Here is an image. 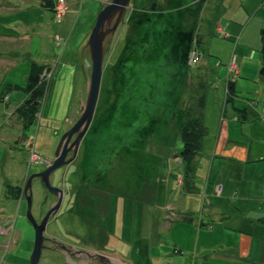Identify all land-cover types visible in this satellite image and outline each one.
Segmentation results:
<instances>
[{"label": "rangeland", "instance_id": "rangeland-1", "mask_svg": "<svg viewBox=\"0 0 264 264\" xmlns=\"http://www.w3.org/2000/svg\"><path fill=\"white\" fill-rule=\"evenodd\" d=\"M0 1V29L4 30L6 25L9 26V29H14L13 26H15V23H5L4 18L6 16H11L14 12H18L20 3H24L26 0ZM47 1L50 2L49 0ZM172 1L171 6L164 4L162 8L168 7L169 10H175L178 6H182L179 15H191L196 13V15L198 14V16L200 15L204 18V24H211L210 18H213V21L215 19L220 21L222 17V11L220 10L222 8L220 7L221 0ZM240 1L241 0H227L225 6L226 10L223 14L224 23L229 22L235 17V11ZM260 1L261 0H250V2L255 5L250 6V8L256 7ZM130 2L131 4L129 7L131 10L139 6V8L143 9V12L142 10H137L142 12V14H145V9L149 10L148 14H154L150 13V8L153 4L150 0H130ZM75 3L80 2L79 0H55L54 8L57 9L60 4L71 6ZM98 6L97 2H95L94 5L90 2L86 4L85 9L82 11V16L80 18L78 17L80 21L77 25V30L80 31L81 26L86 27L85 29L94 26L99 11ZM159 7L161 8V6ZM79 13L80 8L77 6L71 8L68 13L69 17H66V22L71 21L73 26V18L75 19ZM214 13H218L219 16H215ZM162 14L165 18L161 17L158 25L164 29V32H174L176 35L178 32L183 33V27H179V25L176 24L173 15H170L169 11H162ZM136 15L141 14L137 13ZM242 17L243 15L238 16V19L240 18L242 20ZM145 23L148 22L145 21ZM237 25L239 26L241 23L238 21L236 26ZM214 27L223 29V26L215 21ZM126 30L127 28L125 31ZM210 31H212V29H210ZM213 34L216 38H219L222 32L217 33L216 29H213L212 35L209 36L213 37ZM129 35L130 32L128 33V36ZM237 36L242 37V34H237ZM136 37L137 36H132V38ZM200 37L203 38L201 35ZM255 37L254 45H247L245 47V52L248 56L255 54L262 62L264 58V33L259 31ZM119 39L121 38H118L115 43H118ZM139 39H143V36H139ZM0 40H3L4 43L9 42L8 37L0 38ZM183 40L186 41V39ZM106 42L103 43V45H108L110 40L108 39ZM207 42L210 45L216 46L212 54L203 60L195 62L193 60L191 62L192 64L183 70L182 73H179L182 67L178 65L175 59L176 55L174 50H172V47L175 46L174 41L167 42L163 34H159L158 41L155 42L151 40L153 48L146 58H136L138 52H134L133 55L127 53L128 56L124 57L126 60V77H124L122 81L116 80L117 82L114 86L112 85L114 83L112 78L108 79L109 74L106 72L104 79L101 81L103 91L110 90V88L114 90V93L110 92L111 105L104 107L100 104L97 105V101L94 105V113L98 117L105 119L107 125L101 123L100 126L104 127L103 129L87 127L85 132L83 131L84 126L82 125L80 128L77 127L70 139L68 135L65 138H63V136L66 134L65 132L70 134L76 127L84 110H87L85 108L88 100L80 105L79 111L74 107L75 105L73 106L71 104L73 116L76 117H70L68 124L65 126L61 124H47L46 131L42 130L39 135H37L35 132L38 127L36 119L38 118L37 113L33 115L32 119L25 115L23 116V114L16 116L13 112L16 110L5 108L2 104L5 99L4 97L18 94L17 67L5 68L6 73L0 80V138L4 137V141L10 144L12 149H15L14 151L10 149V151L6 153L8 160H13L12 157L14 156L15 158L17 156V146L19 148L25 139H27L26 136L21 139L22 134H19L14 124L19 122L22 127L23 125H30L29 123L35 124L29 130V136H32L29 141L31 145L30 156L33 162H31V160L29 161L28 158L26 165L30 168V174L26 178L24 184H27L31 176L43 173L49 164H53L63 155L62 164L51 172L52 176L50 178V183L53 186H62L68 190H72V195L64 196L59 199V197L56 198L49 190H45L43 185L39 183V180H34L33 178L31 180L33 182L32 190H20L18 192L17 196L23 197L22 199L33 197L29 206L32 208L33 216L37 218L36 225L40 226L42 223L40 220H45L48 215L44 224V230H47V233L42 230L40 239L43 241L42 245L45 247L50 246L52 251L50 253L43 251L42 258L39 259L40 261H36V264H104V260L107 264H120L119 260L118 262L113 259L110 260V254L116 257L119 256L121 264H125V262L127 264H154L153 259L155 256H158L159 253L163 251L173 253V250L176 249L173 245L179 249H185L184 246L189 249H195L196 242L193 243L189 240L190 234L181 237L178 233L174 232L172 235H169L166 229L171 230L178 221L190 223L188 219H193L191 222L192 224H190L196 226L198 229H205L204 226L209 224L208 220H212V223L218 221L217 218L206 217L207 213H205V211H201L196 215H190V213L180 215L177 213V210L181 208L184 209L185 206L189 207L190 202L188 201L186 204L183 203L184 199H179L180 196L178 193L175 194L174 191L169 190H187L184 183L182 181L178 182L177 180L178 165L180 164L182 166V171L184 172L185 166L182 161L178 163L174 159H168V157H180V151L184 145L194 149V151L199 149L193 159L196 163L200 159L203 148L206 145L208 146V144L213 146L212 143H209L211 142L212 136H216L215 142H213V153L214 151L219 153L227 141L228 134H230L225 131L227 128L226 116H234V121H239L240 119L244 120L243 115L241 118L240 116H235L237 112H245L244 109H240L244 106V103L247 105L249 104L250 107H258L259 110L264 113V98L260 96L256 90L251 89L248 85L240 81L242 77H239V73L243 71V68L240 67V62L237 61L238 54L236 51L241 46L240 42H244V40L240 41V38H236L230 42V46L225 43L228 42L225 40L215 43H211L209 40ZM233 43L236 44L233 45ZM75 47L74 45L73 48ZM2 48L5 50L0 54L4 55V62L9 63L8 60L12 61L14 56L17 55V50L12 53L8 50L9 46L6 44L2 45ZM7 50L8 52H6ZM226 52H229L228 58L235 60H229L230 66L223 61L226 60ZM24 53L25 52H22L20 56V61L23 60V62L26 60V56H23ZM185 56L190 57L186 54ZM1 58L2 57H0V59ZM116 58L117 57H113L111 61H115ZM218 61H220L222 63L220 65L223 66L213 68L212 65ZM13 63H17V61ZM0 68L2 69V67ZM27 68L28 70L26 73L28 75L26 78H28L30 72H32V68L29 65ZM82 69L86 71L84 66H82ZM260 69L258 72L259 74L262 73ZM87 70L88 81H91V77H89L91 76V68L89 67ZM228 73H234L236 76V79L230 77V81L233 82L232 85L228 84L227 80L229 76H226ZM40 74H42V71ZM110 76H113V74ZM118 76H120V74H118ZM198 76H200L202 80H199ZM40 77L44 79L43 75ZM221 80H224V83ZM26 83L27 81L24 84ZM203 85L211 91L207 92L203 88ZM245 90L250 91L248 96H243L244 94L242 91ZM44 93L47 95L46 90H44ZM212 94L218 95L212 98ZM45 98L46 97L43 95V104ZM196 101H198V103H195ZM214 108H220L217 123L211 119V110ZM41 109L42 107L39 105L37 110L40 111ZM133 115H143L148 118L141 121L139 117H132ZM263 120L264 117H259L254 120L255 126L252 130L250 129L253 135L257 136L262 133V130L258 128H264ZM193 121H197L198 124L195 125ZM148 123L152 126L148 127ZM213 127L218 128L217 130H211ZM78 135H82V137L79 138ZM77 137L79 141L76 148L75 141ZM231 138L236 143L239 142L234 135ZM19 139H21V141L16 145L15 141ZM248 139L252 140L251 137H248ZM46 143H49V145L44 151V145ZM188 143H190V145H188ZM242 148L248 151L250 150L249 146H242ZM75 149L79 150L77 156H75L74 152L73 154L71 153V150L73 151ZM253 149L264 155V147L259 148L254 146ZM6 150L9 149L6 148ZM34 151H44V154H40L43 155V157L38 156ZM62 151H67V153H62ZM2 155L3 153L1 151L0 161ZM255 162L254 173L257 177L252 180L251 185L253 189L259 190L260 187L264 188V161L257 158ZM233 164L240 163H238L235 158ZM204 165L208 166L209 164L204 163ZM16 169L17 167L14 166L9 168V164H7L4 166L3 170H0V208H2L1 190H3V183L8 187V189L5 190L4 198L9 197V188L20 189L24 185L18 186L16 184ZM196 175L198 176L197 182H195ZM201 176L203 177V171H199L198 173L197 170H194V174L189 183V185H192L193 182H195L192 186V190L207 189V185L203 182ZM78 183L85 186L82 192L83 194H77V190H79L77 188ZM221 189L222 187L219 184L215 186L217 195L214 194V197H221ZM103 190H107L104 195L102 194ZM144 190L151 191V194L147 196ZM87 191L92 195H85L84 193ZM11 196L17 200V196ZM193 199L202 203L206 202V204L212 202L209 198H205L203 194H199L193 197ZM55 202H59V209L51 211L52 208L57 205ZM71 206H78V209L82 208L83 212L84 208L87 207V211L94 214L93 217L97 227L94 228V226L91 225V220L87 215L81 216V219H77L74 215V209L70 212H66L65 210ZM101 207L104 210H102ZM207 209L211 211L215 210L213 206ZM259 210L262 211L259 212ZM263 213L264 198H262L261 203L257 206L256 214L258 215L256 226L264 230V226L258 223L259 214L262 215ZM42 214L44 217H42ZM83 217H85V219H83ZM162 220H166V224L162 230H159V233L161 232L162 234L169 235V237L165 242L160 241L159 243V238L157 236L151 241V239H149L151 225ZM0 221V225L3 227L1 223L5 221L1 220V210ZM141 222L144 223V231ZM218 224L219 223L216 225ZM34 225L35 224L29 222L26 218V205L23 201L17 209V220L16 218L14 220L12 219L6 227L10 231L8 232V236H0V264H29V256L32 246L34 245V240L36 239ZM253 227L255 226H252V228ZM79 228H81L80 231L78 230ZM100 228L102 231H99ZM2 229L6 231L5 228ZM245 229L252 232L248 235L241 234V236L248 238V248L243 247V254L235 247L237 241L231 233L230 236L223 241V247L230 250L225 259H222L220 256H215L214 258L212 256L200 258L194 255L192 257L194 263L257 264L260 260L258 258L259 255L264 256V239L257 237L254 234V230L250 228ZM51 232H53L54 235ZM239 233L237 237L240 239L241 236ZM94 234L100 241L107 240L105 241V244H107L106 247L102 248L99 246L97 253H91L89 249H85V247L81 246H87L90 242L91 244L96 243V239L93 238ZM142 239L149 244L146 247L145 257H141L138 254V249L141 246L140 241ZM179 240L184 246L177 243ZM220 241H222L220 238L215 239V237L212 236L210 244L216 246V244L219 243L222 245ZM71 243H80L79 246L82 248L79 247L80 250H73L70 248ZM201 244L205 245V242ZM158 246L166 248L163 250ZM100 249L101 251H99ZM104 249L108 253L102 256L101 253L105 251ZM251 250L254 252L250 253ZM254 254L258 256L250 257ZM128 255L130 258H128ZM168 255L172 257L166 258L164 262L156 264H176L178 255L176 253ZM179 256L184 255L182 254ZM191 264H193V260Z\"/></svg>", "mask_w": 264, "mask_h": 264}, {"label": "crops", "instance_id": "crops-1", "mask_svg": "<svg viewBox=\"0 0 264 264\" xmlns=\"http://www.w3.org/2000/svg\"><path fill=\"white\" fill-rule=\"evenodd\" d=\"M49 1L50 2H48L47 0L46 1L26 0L24 3H20L21 7L19 6L18 12H14L11 16L9 17L6 16L4 18V22L11 20L12 24L15 23V25L17 26H13L14 29L8 28L9 31L5 29L4 30L0 29L1 30L0 38H3V37L9 38V42L7 43H4L3 40H0V49H1L0 53L5 50L4 48H2V45L6 44L7 46H9L8 50L11 51L12 53L15 50H17V55L14 56L12 61L8 60L9 63H7V62H4L3 60L4 55L0 54V57H2L0 59V65H2L0 66L2 67V69L0 68V80L6 73L5 68L17 66V85L24 84L26 82V79H27L26 77L28 75L26 73L28 70L27 66L28 65L30 66L32 64L31 62L28 61V47H30L31 45H35L37 43L38 41L37 38L40 35L41 27L49 36H51V34L54 33L50 31L53 30V26H54V19L52 18L53 14H52L51 8L54 7L55 0H49ZM226 2L227 0H221L220 7L224 8L226 6ZM48 3L50 4V6L48 5ZM68 8H71V6H68ZM260 8H262L263 11L260 10L257 15L264 17V5L261 6ZM32 14H36L37 16L32 15ZM63 23L64 21L62 22L61 25L57 26L58 28H60V31L62 34L70 35L71 33H73V35H75L74 39L76 40L82 39L83 33L80 32V34H78L75 28L73 31L69 33L68 24L69 23L71 24L72 23L71 21L66 22L67 25H64ZM254 26L258 27L260 31V29L264 26V22L257 19ZM227 30L231 34L235 35L238 33L239 26H237L236 28L233 24H231L228 26ZM87 32L88 30H86V33ZM256 34H258V32L255 33L252 37H244L242 34L240 41L244 40V42H240L241 46L237 50V54H238L237 61L238 62L243 61V62H240V67L243 68V71L239 73V77L240 78L242 77L240 81L248 85V87H250L251 89L256 90V92L264 98V77H260L258 73L262 65L261 59L257 58L255 54H253L252 56H248L247 53L245 52V47L247 45H250V46L254 45ZM46 46H48V44H46ZM49 47H51V44H49ZM35 49L39 50L41 53L44 54V56H42V58H44V61L46 60L45 58L51 52L55 53V56L61 53L59 58H63V55H64V59H67L69 61L66 64V67L70 69L69 73L62 71V73L60 72L61 74L59 73V74L52 75L49 80L51 84L50 87H52V89L48 87L49 90H46L47 95H46L45 102L41 109V120H45L46 123L42 124L40 130L46 131V125L48 124V122H51V124L53 125L61 124L65 126L66 124L69 123L70 117H76V116H73L74 114H73V110H72L73 108L71 104L73 106L75 105L74 107L77 108L78 111L80 110V105L82 104L81 101L83 102L82 97L87 92V91L85 92V89H86L87 82H89L88 81L89 80L88 70L84 71L82 69L83 61L85 58H82L81 53H79L78 51L67 53V50L65 49V53H64L61 50L52 49V48H44L43 46H35ZM8 50L6 52H8ZM22 52H25L23 56H26V60L24 62L23 60L20 61L21 59L20 56ZM50 57H51V54H50ZM228 57H229V52H226L225 59L226 60L228 59L229 61L230 58ZM16 61L17 63H13ZM79 66H81L80 67L81 72L79 71L77 74L75 68ZM70 73H72L73 75H80L83 77V79H86L85 85H81V86L79 85L80 91L74 94L75 97L77 96L79 97L74 98V99H72V95L70 92L66 91L64 97L62 94V87H67L69 84H71V82L72 83L76 82L79 84V78L76 80H73L74 78H71ZM222 81L224 82V80ZM249 92L250 91L248 90L242 91V93L244 94L243 96H248L250 94ZM9 98L13 100L14 97L9 96ZM14 100L16 99L14 98ZM248 105L244 103V106L241 107L240 109H244L245 112L244 113L237 112V114L235 115V116H240V118L243 115L244 120L240 119L239 121H234L233 119L234 116H230V117L226 116L227 128L225 129V131L229 132L230 134H228L227 141L223 149L219 153L215 151L213 153V150H214L213 142H215L214 140L216 136H212L211 142H209V143H212L213 146H211V144H208V146L206 145L203 148V152L200 156V159L197 162L203 161L204 163H207L209 165L208 166H205L204 164L202 166L195 165V169L198 171V173L199 171H203V177L202 176L201 177L203 178V182L207 185V189L206 190H192V186L195 184V182H197L198 176L196 175L195 182H193L192 185H189L191 180H188V181L183 180L182 166L179 164L177 180L178 182L182 181L184 183V186H186L187 190H169V191H174L175 194L178 193V195L180 196L179 199H184L183 203L186 204L188 201L190 202L189 207L185 206L184 209L181 208L177 210L178 214L186 215V213H190V215L191 214L196 215V214H199L201 211L202 212L205 211V213H207V215L204 213L206 217H214V218H217L218 221L216 223H212V220H208L209 224L204 226L205 229L203 228L198 229L196 228V226L191 225L192 224L191 222L193 221V219H188L191 224L185 223L184 221H181V222L178 221V223H176L171 230L166 229L169 235H172L174 232L178 233V235L181 237L184 235L190 234L189 240L193 243L196 242L195 249H189L185 247L182 244V242L179 240L180 243L179 242L177 243L181 246H184L185 249H179L175 245H173V247L176 248L175 250H173V253L169 251H163L159 253L158 256H155L153 254L155 256V258L153 259L154 264L164 262L166 258L172 257L168 254H175V253L178 255L177 256L178 261L176 264H189V263L191 264L192 260H193V264H198V263H194V259H192L194 255L199 256L200 258H205L206 256H212L213 258L215 256H220L222 259H225L226 256H228V252H230V250L225 249L223 247L224 246L223 241L228 236H230L231 233L237 241V243L235 244V247L239 249L241 254H243L242 253L243 247L248 248V238L241 236V234L248 235L249 233L252 232V231L246 230L245 228H250L254 230V234L257 237H261L264 239V230L256 226L257 217H258V215H256L257 206L261 203L262 198H264V193H263L264 188L260 187L259 190H255L253 189V186L251 185L252 180L257 177L256 174L254 173L256 159L259 158L261 161H264V155L259 152H256L253 149L254 146H257L259 148L264 147V135H263L264 131L260 135H257V136L253 135L250 131V129L252 130L253 127L255 126L254 120L259 117L263 118L264 113L260 111L258 107H252V106L250 107V105L249 106ZM238 111H241V110H238ZM219 113H220V108H214L213 110H211V119L214 120L216 123L218 122ZM44 114H46V117H45L46 119H44L43 117ZM14 127H16V130H18L20 135L22 134L21 139L24 138L25 136L27 138L25 139V141L21 144L19 148L17 146V149H16L17 156L15 158L13 156L12 157L13 160H11V161L15 160L17 164V169L15 170L17 173L16 178H15V181L17 182L16 184L18 186H22L26 178L30 174V168L26 165L28 158H29V161L31 160V162H33L32 161L33 159L30 156L31 145L29 141L30 138H32V136H29V134L27 133L28 132L27 130L25 132L21 123L19 122L15 123ZM217 128L213 127L211 130H217ZM258 129L262 130L263 128H258ZM41 131L39 132L37 131L36 132L37 135H39ZM3 135L5 136L4 133ZM233 135L236 137V140L239 141L238 143L232 140L231 137ZM248 137H251L252 140L248 139ZM21 139L15 141L16 145H18ZM48 145L49 143H46L44 145V151L46 150ZM242 146H249L250 150L248 151L246 149H243ZM6 148H8L9 150H6ZM10 149L13 151L15 150V149H12L10 144L4 141V137L0 138V153L1 151L3 153L1 157V161H0V170H3L4 166L7 164H9V168H12L14 166L13 163L7 162L8 157L6 156V153L9 152ZM44 151H41V152L34 151V152L38 156L43 157V155H40V154H44ZM235 158L237 159V162L240 164H233V161ZM168 159H174L178 163L181 162L180 157L174 158L173 156H169ZM217 184H219L222 187L221 189L222 195L220 198L214 197V194L217 193L215 190V186ZM77 188L80 189L81 187L77 186ZM2 189H3L1 190L2 208H0V210H1V220L5 222L1 223L3 224V227L0 228V236L6 237L8 236V232H10L6 228L9 225V222H11L12 219L14 220L15 218L17 220V209H18L17 205H19L20 202H18L11 196V195H14V196L18 195L17 189L9 188V197H6V198H4V195H5V190H7L8 187H6L5 183L2 184ZM68 192L72 195V190H68ZM199 194H203L205 198H209L210 200H212V202L210 204H206V202L202 203V202H199L193 199V197H196ZM211 206H213V208L215 209L214 211L207 209L208 207H211ZM71 207H74L73 208L74 215L77 217V219H81V211H82L83 216L84 215L89 216L91 220L90 221L91 225H93L94 228L97 227V224L95 223V220L93 217L94 214L92 212L85 211L87 210V207L84 208V212L82 208L78 209V206L77 207L71 206ZM68 209L69 211L67 209L65 211L70 212L72 210L70 208ZM101 209L104 210L102 207ZM261 211L262 210H259V212ZM83 219H85V217H83ZM217 223L219 224L216 225ZM258 223L264 226V213L262 215L259 214ZM165 224H166V220H162V221H158L157 223H154L151 225L150 235H149V239H151V241H153V238L155 236L159 238V241H158L159 243L160 241H163V242L166 241L169 235L162 234L161 232L159 233V230H162ZM141 226L143 227V231H144L145 227H144L143 222H141ZM252 226H255V227L252 228ZM2 228H5L6 231ZM78 230L80 231L81 228H79ZM99 231H102L101 228L99 229ZM238 233L241 236L240 239L237 237ZM93 236H94L93 238L96 239L97 241L96 243L91 244L90 242L87 244V246L86 245H81V246L85 247V249H89V251L91 252L97 253L99 246H101L102 248H105L107 244H105V240L100 241V239L95 234ZM212 236L215 237V239L220 238L222 240L220 241L222 245H220L219 243H217L216 246L210 244ZM202 242H205V245H202L201 244ZM79 245L80 243H71L70 248H72L73 250H80V248L82 247H80ZM140 245L141 246L138 249V254L141 257H145L146 247L149 244L144 239H142L140 241ZM165 248L166 247L161 248V249L164 250ZM99 251H101V249ZM253 252L254 251L251 250L250 253H253ZM107 253L108 252H106L105 250L101 254L102 256H104ZM182 254L184 256H179ZM110 255H111V257L109 258L110 260L113 259L114 261H117V262L119 260V263L121 264V261H120L121 259L119 258V256L116 257L112 254ZM256 256L258 255L254 254L250 257H256ZM128 258H130L129 255H128ZM258 258L260 260L259 262H257V264L264 263V260H263L264 256L259 255ZM125 264L127 263L125 262ZM199 264H210V262H206V263L202 262Z\"/></svg>", "mask_w": 264, "mask_h": 264}, {"label": "bare ground", "instance_id": "bare-ground-1", "mask_svg": "<svg viewBox=\"0 0 264 264\" xmlns=\"http://www.w3.org/2000/svg\"><path fill=\"white\" fill-rule=\"evenodd\" d=\"M94 1L97 2L99 5L98 6V8H99L98 13L101 11H104L105 8L111 4V0H100V1H97V0H79L80 3L72 4L71 8L77 6L78 8H80V13L78 16H76L75 19L73 18V26H72V23L68 24L69 33L71 31H73L74 28L77 30V25L80 21L79 18L82 16V11L85 9L86 4L88 2H90L91 4L94 5V3H95ZM150 1L153 3L151 5V8H150L151 9L150 13L162 15V11H166V12L169 11V14L173 15V19L176 21V24H178L179 27H183V32H185L187 30L191 31V34L186 39V41L181 39L179 36L177 38V41L172 40V36H174L173 33L169 32V31H167V33L164 32L161 29V27H157L158 25L153 26V25H151V23L148 24V23H145V21L141 22L140 16L141 15H147L149 10L145 9L144 10L145 14H142L143 9L139 8V6H137L131 10L129 7L131 2H129L127 5H125L124 12L120 16L116 14V16L113 18V19L118 18L116 23L113 21L112 23L108 24L109 26L107 25L108 27L102 26V28H100L98 30V32H99V31L104 29L103 32H105V31L108 32L107 35H105V39H103L102 43H105L106 41H108V39L110 40V42H108V45L107 44L102 45V47H101L102 49L98 48V52H100L101 55H98V57L96 59H92L91 58V51H90V47H89V42H90L89 40H90V38H92L93 34L95 33L94 28H95L96 23L94 24V26H91L89 29H85L86 27L81 26L80 31L79 30L76 31L78 34H80V32L83 33L82 39H78V40L74 39L75 35H73V33H71L70 35L62 34L60 31V28H58L57 26L61 25L63 21H64L63 24L67 25L65 21L67 20L66 17H69L68 13H69L71 8H68V6H66V5L64 6L63 4H60V6H58L57 9L54 7L51 8L52 14H53L52 18L54 19V26H53V30L50 32H54V33H52L51 36H49L41 27L40 28V35L37 38V40H38L37 43L35 45H31L30 47H28V61L32 63L30 65V67L32 68L34 66V67L38 68L40 71H42L41 75H43V77H44V79H42L40 77L41 75H39L37 84L40 87H43L44 90H49L48 87L51 86L50 81H49L50 77L52 75L59 74L60 72L62 73V71L69 73L70 69L68 67H66L67 62H69V61L67 59H64V58H59L61 53H59L55 56V53L51 52L50 53L51 57L49 54L45 58L46 60L44 61V58H42V56H44V54L41 53L39 50H36L35 46H43L44 48L58 49L64 53H65V49L67 50V53H72L73 51H78L79 53H81V57L85 58L82 66H84L86 70L89 67L91 68V66L93 67V61L97 62V65L95 66V68H98V71H99L98 72V80H100L99 81L100 86L98 85L99 90L97 91V94H98L97 100L94 99V102L96 100L97 105L100 104L104 107H108L111 105L110 92L114 93V90L110 88V90H104L103 91V85H102L101 81L104 79L105 73L108 72V74H109L108 79L112 78V80L114 82L112 85H114V86H115V83L117 82L116 80L122 81V79L124 77H126L125 76V74H126V71H125L126 60L124 57L128 56L127 53L133 55L134 52H138L136 54V58H146L148 56V54L151 52V49L153 48V46L151 44V40H153L155 42L158 41L159 34L165 35L167 42L174 41L175 46L172 47V50H174V53L176 55L175 59H176L178 65L182 67L179 70V73H181L183 70H185L186 68H188L192 64L191 62L193 60H194V62L198 61V60H203L204 58H206L212 54V52L216 46L210 45L207 42L208 40L211 43H215L217 41L225 40V41H228L225 43L230 46V42L232 40H234L236 38H241L240 36H237V34L241 33V34H243L244 37H252L255 33L259 32V28L254 26L257 19L264 22V17L257 15L260 10L263 11V9L260 7L264 5V0H261L259 2V4H257L256 7H253L252 9L250 8V6H255V5L252 2H250V0H244V1L241 0L240 4H238V6L236 8L235 17L227 23H224V21H223V14L226 10V7L221 8L220 10L222 11V17H221L220 21L218 19H215L214 21L216 23H219L221 26H223V29H218V28L214 27L213 18H210L211 24H204L203 23L204 18H202L200 15L198 16V14L196 15V13H193L192 15H182V14L179 15V11L181 10L182 6H178L175 10H169L168 7L162 8V5H164V4L171 6L172 2H173L172 0H162V1L161 0H150ZM48 5H50V4L48 3ZM159 6H161V8ZM128 9H130V10H128ZM137 9L142 10V12H140ZM130 13H131V15H130ZM137 13L141 14V15H136ZM214 15L219 16L218 13H214ZM242 15H243L242 20L240 18L238 19V16H242ZM233 21H234V23H233ZM238 21L241 23V25H239L238 33L236 35H233L227 30V28L231 24H233V25L235 24L234 26L237 28L238 25L236 26V24H238ZM8 22H11V20H8L5 23H8ZM114 25H115V27H114ZM15 26H17V25H15ZM5 27H4L5 30L9 31V29H8L9 26L6 25ZM156 27H157V29H156ZM188 27H190V28H188ZM126 28H127V30H126L127 33L125 31ZM210 29H212V31H210ZM213 29H216L217 33L222 32V34L219 36V38H216L214 34H213V37L209 36V35H212ZM262 29H264V26L260 29V31H262ZM86 30H88L87 33H86ZM129 32H130V35L128 36ZM200 35L203 36V38H201ZM132 36H137V37L132 38ZM139 36H143V39H139ZM118 38H121V39H119L118 43H115V41ZM84 39H85V41H84ZM129 42H130V44H128ZM176 42H177V44H176ZM182 42H184V43H182ZM109 43H111V44H109ZM236 43H233V45H235ZM46 44H48V46H46ZM49 44H51V47H49ZM74 45L76 46L75 48H73ZM236 53H237V51H236ZM185 54L189 55L190 57L185 56ZM113 57H117L115 59V61H111L113 59ZM223 61H224V63H226L227 65L230 66V62L228 60H223ZM230 61H235V60H232L230 58ZM239 62H243V61H239ZM220 64H222V63L220 61H218L217 63L212 65V67L217 68L218 66H223ZM75 69H76L77 74L79 71L81 72L80 67H76ZM111 74H113V76H110ZM118 74H120V76H118ZM70 75H71V78H74L73 80H76L79 78V84L76 82H74V83L71 82V84H69L67 87H62L63 97L65 95V92L67 91V92L71 93L72 99L78 98L79 96L75 97L74 94L77 93L78 91H80L79 85L80 86L85 85L86 79H83V77L80 75H73L72 73H70ZM226 76H229L228 77L229 79L227 78L228 84L232 85L233 82H231L230 79L231 78L236 79L235 74L234 73H228V74H226ZM259 76L263 77L264 75L262 73H260ZM89 77H92V76H89ZM119 77H121V78H119ZM198 79L202 80V78L200 76H198ZM27 87L28 86L26 84L17 85V88H18L17 93L18 94H16L15 96H12L16 100H11L9 98V96H6V97H4L5 99L2 102V104L5 108H9L11 110H16V111H13L16 116L22 115L25 101L29 98V95L31 94ZM50 88L52 89V87H50ZM203 88L207 92L211 91L204 85H203ZM90 89H91V86H90V81H89V82H87L86 89H85V92L86 91L87 92L82 97L83 102L81 101V103H85L86 100H88V96H92V94L89 93ZM81 91H82V89H81ZM43 95L46 97V94L44 92H43ZM217 95L218 94H215V95L212 94L211 96L213 98L214 96H217ZM39 103L42 107L43 106L42 98H41V100H39ZM195 103H198V101H196ZM50 104H52V103H50ZM53 104H54V102H53ZM87 104H86V107H88ZM203 105H205V104H203ZM37 114H38V118H36V119H37L38 127L36 128L35 132L41 131L40 129H41L42 124L46 123L45 120H41V118H40L41 117V110L40 111L38 110ZM43 117H44V119H46L45 118L46 114H44ZM132 117H136V118L139 117L141 119V121L148 118V117L143 116V115H133ZM101 123H103V125H107L106 124L107 122L105 119H102V118L98 117L95 113H93L89 123H83V126L84 127L88 126V127H92V128L103 129L104 127L100 126ZM29 124L30 125H28V126L23 125V129L25 130V132L27 130L28 134H30L29 130L33 127V125H35V124H31V123H29ZM48 124L51 125V122H48ZM147 126L151 127L152 125H150V123H148ZM263 131H264V128L262 129V132ZM65 133L67 134V132H65ZM263 135H264V132H263ZM78 151H79L78 149L73 150V151L71 150V153L73 154V152H74L75 156H77ZM89 155H90V152H89ZM8 161L13 163L14 167H17L15 160L14 161L8 160ZM89 162H90V158H89ZM203 164H204V162L200 161V162H197L195 165L202 166ZM46 169L47 168H45V171H46ZM51 176H52V174L50 173L49 178L45 181V183H44V180L39 176L35 177L34 180L35 179L39 180V183L43 185L44 189L49 190V192L51 191V193L54 196H56V198H58L60 196L64 197L67 195H71L68 192L67 188L62 187V186H60V187L53 186L50 183ZM32 184H33V182L31 181L30 184H24L23 187L20 189L17 188V193L20 190H32ZM77 186L81 187L79 190H77L78 191L77 194H83L82 192H83L85 186L80 185V183H78ZM27 187H29L30 189ZM106 191L107 190H103L102 194L104 195ZM144 191L146 192L147 196L149 194H151V191H149V190H144ZM108 193H109V191H108ZM84 194L85 195H92L90 192L88 193V191L85 192ZM22 198L23 197L17 196V201L20 202V204L17 206L20 207V205L24 201V203L26 205V218L28 219L29 222H31L33 224H37V218L33 216L34 214H33L32 208L31 207H30V209L28 208V206L31 204V200L33 199V197L27 198V199H25V198L22 199ZM56 203H59V202H56ZM93 204H91V205H93ZM69 208L73 209L74 207H69ZM67 210L69 211V209H67ZM81 216H83L82 211H81ZM42 217H44L43 214H42ZM43 220L44 219H41L40 222H43ZM1 227L2 226L0 225V228ZM44 231L47 233V230H44ZM51 233H53V232H51ZM53 235H54V233H53ZM105 241H107V240H105ZM43 251L50 253L52 251V248L51 247L47 248L41 244L40 255H39L38 259L42 258ZM32 252H33V248L31 250L30 256H31ZM91 253H94V252H91ZM38 261H40V260H38ZM104 264H107V263L105 262Z\"/></svg>", "mask_w": 264, "mask_h": 264}, {"label": "water", "instance_id": "water-1", "mask_svg": "<svg viewBox=\"0 0 264 264\" xmlns=\"http://www.w3.org/2000/svg\"><path fill=\"white\" fill-rule=\"evenodd\" d=\"M129 2H130V0H111V4L109 6H107L104 11H101L98 13L97 19L95 22L96 25L94 28L95 33L93 34L92 38H90V40H89L90 41L89 47H90L92 59H96L98 57V55H101V53L98 52V48L100 49L102 47L103 39H105V35H107V33H108L106 31L103 32L104 29L99 31V32H98V30L100 28H102V26L108 27L109 26L108 24L112 23L113 21L116 23L118 18H115V19H113V18L116 16V14L120 16L124 12L125 5H127ZM114 27H115V25H114ZM96 65H97V62L93 61V67L91 66V76H92L91 81H90L91 89L89 90V93H91L92 96H88V101H87L88 107L85 108L87 110H84L80 120L76 124V127L70 132V134L69 133L65 134L63 136V138H65L68 135V138L70 139V137L75 133V130L77 129V127L80 128L84 122L88 123L91 119L92 114L95 112L94 105L96 104V100H97V95H98L97 91L99 90L98 85L100 86V84H99L100 80H98V72L99 71H98V68H95ZM94 99H96L95 102H94ZM87 127L88 126L84 127V129H83L84 132L86 131ZM78 136H79V138L82 137V135H78ZM79 138L77 137V139L75 141L76 148L78 146ZM75 150H77V149H75ZM62 153H67V151H62ZM62 160H63V155L60 156L53 164H49L47 166L46 171H44L43 173L35 174V175L31 176L29 178V180L27 181V184H30L31 180L35 177H38V176L42 177L44 180V183H45V181L48 179V176L50 175V173L53 170L57 169L62 164L61 163ZM27 188H29V187H27ZM61 198H62V196L59 197V199H61ZM58 206L59 205L57 203V205L54 208H52L51 211L58 210L59 209ZM28 208L30 209V206H28ZM47 217H48V215H47ZM47 217L45 218V220H43V222L41 223L40 226H38L36 224L34 225L35 232H36V239L34 240L33 252L30 256L29 264H36V261L39 260L38 258L40 255V246L43 242L40 239V234H41V231L44 230V224H45Z\"/></svg>", "mask_w": 264, "mask_h": 264}, {"label": "trees", "instance_id": "trees-1", "mask_svg": "<svg viewBox=\"0 0 264 264\" xmlns=\"http://www.w3.org/2000/svg\"><path fill=\"white\" fill-rule=\"evenodd\" d=\"M161 17L165 18V16H163V14L162 15H156V14L141 15L140 21L141 22L147 21L148 24L151 23V25L155 26V25H158ZM157 27H160V26L158 25ZM157 27H156V29H157ZM161 29L164 31V29L162 27H161ZM171 33L174 34V36H172V40H177L178 36L181 39H187L189 37V35L191 34V31L187 30L183 33L178 32L177 35L174 32H171ZM262 33H264V29H262ZM128 44H130V42ZM260 71L264 75V58L262 61ZM40 73H41V71L38 68L33 66L32 72H30L29 77L27 78L26 85L28 86L27 88L31 94L29 95V98L25 101L22 114H23V116L25 115L30 119H32L33 115L38 112L37 109H38V106L40 105L39 100H41V98L43 97L42 95H43L44 89H43V87H40L37 84L38 77H39V75H41ZM29 121H31V120H29ZM193 123L195 125L198 124L197 121H193ZM188 124H189V122H188ZM198 137H199V135H198ZM185 142H190V141H185ZM188 145H190V143H188ZM198 150L199 149L194 151V149H191L190 147L188 148L184 145L182 146V149L180 151V158H181V161L184 163V166H185V172L183 171V173H182L183 180H185V181L191 180V178L194 174V170H196L195 169V162L193 159H194Z\"/></svg>", "mask_w": 264, "mask_h": 264}, {"label": "flooded vegetation", "instance_id": "flooded-vegetation-1", "mask_svg": "<svg viewBox=\"0 0 264 264\" xmlns=\"http://www.w3.org/2000/svg\"><path fill=\"white\" fill-rule=\"evenodd\" d=\"M47 248H50V246H47ZM77 252V251H76ZM104 262H106L105 260H104ZM107 263V262H106Z\"/></svg>", "mask_w": 264, "mask_h": 264}]
</instances>
